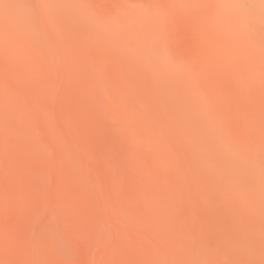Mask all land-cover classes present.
Returning a JSON list of instances; mask_svg holds the SVG:
<instances>
[{
  "label": "bare ground",
  "instance_id": "6f19581e",
  "mask_svg": "<svg viewBox=\"0 0 264 264\" xmlns=\"http://www.w3.org/2000/svg\"><path fill=\"white\" fill-rule=\"evenodd\" d=\"M206 1L0 0V35L45 80L0 64V213L27 172L37 199L26 232L0 219V264H264V0ZM70 89L117 100L89 120Z\"/></svg>",
  "mask_w": 264,
  "mask_h": 264
},
{
  "label": "rangeland",
  "instance_id": "374dc122",
  "mask_svg": "<svg viewBox=\"0 0 264 264\" xmlns=\"http://www.w3.org/2000/svg\"><path fill=\"white\" fill-rule=\"evenodd\" d=\"M209 3H213V5L215 4V1L214 0H207ZM206 1V2H207ZM211 1V2H210ZM224 1V0H223ZM223 1H221L220 0V2H222L223 3ZM217 2H219V0H217ZM203 3H205V1H203ZM225 3V2H224ZM223 3V4H224ZM245 3H247V2H245ZM208 4V3H207ZM210 4H208L206 7H210L209 6ZM216 5V4H215ZM249 5V4H248ZM244 6H246L245 4H244ZM211 7H213V8H215L216 9V7H214V6H212L211 5ZM210 7V8H211ZM247 7V6H246ZM245 7V8H246ZM235 8V7H234ZM248 8V9H247ZM246 9L247 10H249V6L247 7ZM212 9V8H211ZM259 10V9H258ZM250 11V10H249ZM252 11V10H251ZM63 15V16H62ZM65 14L64 13H62V14H60V18L61 19H64V18H66V16H64ZM250 25L254 28L255 26V29L254 30H257L258 31V29H260V33H264V28H263V25H261L260 23L258 24V22H255L254 23V21L252 22V23H250ZM262 27V28H261ZM256 28H258V29H256ZM263 30V31H262ZM15 32H13V33H11L8 37H6L5 35H0V43L1 44H3V45H5V44H7V48L6 47H4V49H3V52L1 53V55H0V64L1 65H3L5 68H12L11 70H12V72H14L15 73V77L16 78H14V80H15V84L17 85V86H20L23 90H25V88L27 89V83L28 84H31V85H33V87H35V88H38V89H43V87L45 86V80L43 79V78H41L40 76H39V74L37 73L38 72V69L33 65L34 63V60H32V59H30L28 56H25V55H23V57H22V55H20L19 53H16V51L18 50L17 48H15V47H18V40H16V34H14ZM23 33V32H22ZM257 33H259V31L257 32ZM1 34V33H0ZM255 36H257V34L256 35H254V37L253 38H255ZM258 36H260V34L258 35ZM262 36V37H261ZM261 36H260V39L259 40H262L261 38H263V35L261 34ZM9 38V39H8ZM13 38V39H12ZM16 41H15V40ZM256 40L258 39V38H255ZM264 39V38H263ZM8 40H10V41H8ZM14 40V41H13ZM258 41V40H257ZM9 42H11L10 44H9ZM17 42V43H16ZM262 42H264L263 40H262ZM15 46H14V45ZM8 45H10V46H14L13 48V50H11V48L12 47H10V46H8ZM15 50V51H14ZM35 50L38 52L39 50H38V47H36L35 46ZM26 57V58H25ZM29 58V59H28ZM26 61H25V60ZM13 61V62H12ZM32 62V63H31ZM12 63H13V65H12ZM26 63H28V64H26ZM90 65H91V67H96L98 64L96 63V61L94 60V61H92L91 63H90ZM12 66H14L15 68H13ZM27 66V67H26ZM63 70H64V72H68L67 71V68L65 67V68H63ZM46 79V78H45ZM76 84H75V86H77V87H83V88H87V83H86V81H84V83L83 82H75ZM88 88H89V86H88ZM23 94L24 93H28L29 91H21ZM38 92H42V91H38ZM63 92V94H65V95H67V96H69V97H72V98H77V99H79L81 102H82V104H83V106H84V109H83V114L86 116L85 118H87V119H89V120H100L102 117H104L105 118V115H106V113L108 114V109H107V103L109 102L108 100L111 98V99H113V102L114 103H116V101L115 100H117L116 98H114V96H112L111 97V95H110V93L109 92H105V91H103V93H94L95 91H87L86 92V94L85 95H83V96H81V95H79V93H78V91H74V90H72L71 91V89L70 90H65V91H62ZM106 94V95H105ZM105 95V96H104ZM107 96V97H106ZM94 102H97V104L100 106V108H101V112H98V111H96V110H93L92 109V107H91V104H93ZM61 107H63L64 109H66L67 108V105L64 103V105L63 106H61ZM106 110H107V112H106ZM103 112H105L104 114H103ZM28 174H29V172H27V175H25L24 177V180H23V184H24V188H25V190L23 191V194H21V195H19L20 197L18 198V201L19 202H15V203H18V204H15V208L19 205V204H22L21 206H20V209L18 208L17 210H15V211H17L16 213H12L13 214V216L12 215H10V217H8V216H6V215H1V213H0V219L2 220V221H4L5 223H13L14 224V226L16 227L15 229H17V227L19 226V227H21V225L23 226V228H24V230H25V232H26V229H27V224L26 223H23V222H20V223H22V224H20V223H17L18 221H17V215H18V213L20 214V216L22 215V217H27V218H29V217H31L32 216V209H31V207L34 205V206H36L37 204V199H35L36 197L35 196H33L32 194H33V192H31L30 190H31V187H30V185H29V182H28V180H29V176H28ZM36 202V203H35ZM31 210H30V209ZM196 212H197V215L201 218V219H203V221L205 222V225H202V224H199L198 226H197V228H198V230L199 231H201V232H204V233H207V234H213V231H212V226H213V224H214V220H213V218L211 217V214L207 211V207L205 206V207H202V206H198L197 208H196ZM179 214H180V210H178V208H175L174 209V215L175 216H179ZM188 216V215H187ZM186 216V217H187ZM93 218H94V221H95V219L97 218V213H93ZM210 218V219H209ZM78 219L77 218H75V222H77V224L78 223H80L79 221H77ZM188 220H190V218H188ZM211 220V221H210ZM209 222V223H208ZM208 225V226H207ZM26 226V227H25ZM206 226V227H205ZM76 228H77V226H75ZM23 228L21 227L19 230H20V232H21V230H23ZM140 229V231L141 232H144V233H147V234H149V232L148 231H146V230H144V229H142V228H139ZM23 230V231H24ZM80 230H81V240L84 242V243H86V242H89L90 240H94L95 238H97L96 237V233H95V231H94V227H93V224L92 223H88V225L86 226V227H82V228H80ZM114 230V229H113ZM135 230V229H134ZM209 230H211V232L209 231ZM16 231V230H15ZM132 231H133V229H129V237H130V240H132L131 242L133 243V244H135L136 246V248L138 249V250H140V251H142L143 249V247H142V245L137 241V232L136 231H138L137 229H136V231H135V233H132ZM134 232V231H133ZM139 232V231H138ZM131 233V234H130ZM134 234V235H133ZM128 235V234H127ZM131 235H133V236H131ZM136 235V236H135ZM15 238H16V240L17 241H19V242H15V244L17 243V244H21V242L23 241L22 239H21V236H19V234H18V236L16 235V233H15ZM135 239V240H134ZM21 241V242H20ZM79 242H80V240H78ZM81 241V242H82ZM78 242V244H79V247H80V244H81V242L79 243ZM83 243V244H84ZM16 244V245H17ZM84 245H86V244H84ZM83 249V248H82ZM14 250H18V249H14ZM83 252H84V250H82ZM85 252H86V250H85ZM18 254V255H17ZM23 254V253H21L19 250H18V252H16L15 253V255L16 256H21V255ZM25 257V256H24ZM22 258H23V256H22ZM84 259H85V262L87 263V264H93V262L91 261V259H90V257H89V255L88 254H86L85 256H84ZM17 259L15 260H13V262H15L14 264H16L17 263Z\"/></svg>",
  "mask_w": 264,
  "mask_h": 264
}]
</instances>
